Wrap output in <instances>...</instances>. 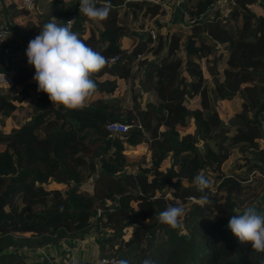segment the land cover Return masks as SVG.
I'll use <instances>...</instances> for the list:
<instances>
[{"label": "trees", "instance_id": "trees-1", "mask_svg": "<svg viewBox=\"0 0 264 264\" xmlns=\"http://www.w3.org/2000/svg\"><path fill=\"white\" fill-rule=\"evenodd\" d=\"M0 1L6 20L0 70L14 69L13 85L0 86V264H45L27 262L24 249L90 232L99 257L138 264L146 258L155 264H264V253L222 228L235 208L264 207L258 201L264 191V143L259 141L264 142V0H185L186 28L160 22L165 9L147 0H99L97 6L111 5L102 22L80 13L79 0H35L42 10L59 5L46 15ZM255 3L262 12L252 9ZM121 10L136 22L119 23ZM72 13V30L108 60L98 74V90L113 94L116 89L114 79H99L107 72L131 78L134 91L97 97L83 110L55 107L44 92L18 105L29 87L38 88L30 80L35 68L23 57L25 46L50 16L65 22ZM22 14L28 20L19 27L14 19ZM157 24L164 31H158L153 57L141 62L139 74L133 62L151 48L149 29ZM138 30L146 32L137 35ZM195 97L198 101L188 105ZM223 100L238 103L227 121L217 107ZM112 120L130 128L112 132L107 129ZM193 123L194 131H186ZM142 142L148 156L127 152ZM234 148L244 162L228 171L223 164ZM197 174L210 180L211 190H197ZM91 179L90 192L82 184ZM51 181L65 186L49 187ZM204 194L211 203L201 206ZM177 201L186 208L183 219L190 221L188 237L158 219ZM159 232L163 239L156 241Z\"/></svg>", "mask_w": 264, "mask_h": 264}, {"label": "clouds", "instance_id": "clouds-1", "mask_svg": "<svg viewBox=\"0 0 264 264\" xmlns=\"http://www.w3.org/2000/svg\"><path fill=\"white\" fill-rule=\"evenodd\" d=\"M98 3L99 0H79V12L94 22L105 21L111 5L102 3L97 6ZM73 22L68 20L66 26L54 21L45 23L39 34L29 41L26 55L28 64L35 68L33 79L38 84L37 91L46 93L55 107L83 110L97 93V77L108 65V60L72 30ZM194 184L201 193L212 187L204 174H197ZM199 202L201 206L211 203L209 195H202ZM185 214V206L177 201L160 212L158 219L171 229L182 232ZM228 228L241 244L264 253V209L248 206L237 211L231 216ZM119 264L129 262L120 260ZM142 264H155V261L146 258Z\"/></svg>", "mask_w": 264, "mask_h": 264}, {"label": "crops", "instance_id": "crops-1", "mask_svg": "<svg viewBox=\"0 0 264 264\" xmlns=\"http://www.w3.org/2000/svg\"><path fill=\"white\" fill-rule=\"evenodd\" d=\"M65 1H68V0H65ZM184 2L185 0H180L178 3L174 5V10L171 11L170 13L171 14L170 17L172 19L170 22L173 21L175 23L184 24L181 22V21H184L185 23H187V16L183 10ZM4 3L5 4L12 3L16 5L17 7H20V5L18 4V0H5ZM221 4H223V0ZM35 5H36L35 8L30 11L37 12L39 10L36 2H35ZM58 6L59 5L52 6V9ZM259 12H262V8H261V11ZM205 14L207 15V13ZM118 16H119V13H118ZM200 17L201 16H199L197 19L202 21L204 17L202 19H199ZM27 19H28V15L22 14V15L17 16L14 19V22L19 27H23L25 26ZM4 21H5V16L1 17V20H0L1 28L2 27L4 28V26L6 25V22ZM50 21H54L58 25L64 26V21L59 16L52 17L49 20V22ZM159 21L163 23H167V24L170 23L169 21L165 19V17L161 18ZM118 22L122 23L120 22V20H118ZM157 28H159L158 24H157ZM145 32H146L145 30H139L137 32V35H141V33L145 34ZM88 34H89V28L86 30L85 36H87ZM27 46L28 45L25 46L26 49H27ZM26 49L24 51L23 57L24 55H26ZM34 75L35 74L32 75V78L30 79L31 81H35L33 79ZM99 79L100 80L114 79L117 83V87L114 90L113 94L98 90L95 96L92 97L88 102H90L92 99H95L97 97L108 98L111 95H121L122 93H125V92H127L128 95H130L131 93V89H130L131 78L125 79V78L117 77L116 75L106 72L102 76H100ZM16 88L20 89V86H16ZM28 91H29V96L24 98L20 102H16L18 105H22V106L26 105L27 102L32 97H35L39 94V91H37V87H29ZM10 128L11 126L5 127L6 130ZM137 146H140V144L136 145L135 147ZM135 147H129L130 148L129 150L131 151L129 152V150H127V152L130 154L143 153V151L137 152L138 150L134 149ZM145 155L148 156L149 151L148 153L146 152ZM89 181H92V179ZM85 183L86 184L88 183V187L87 185L84 186ZM85 183L82 184V188L91 192L93 189V183H89L88 181ZM51 184H53L52 187H56V188H62L65 186L63 183H57L55 181H51L49 184V187L51 186ZM24 254H25V260L27 262L38 260L45 264H100V257L98 255V245L95 242L93 235H91L90 233L86 234L84 238H72V239L62 238L57 243H50V244H47L45 246L38 247V248H27V249H24Z\"/></svg>", "mask_w": 264, "mask_h": 264}, {"label": "built area", "instance_id": "built-area-1", "mask_svg": "<svg viewBox=\"0 0 264 264\" xmlns=\"http://www.w3.org/2000/svg\"><path fill=\"white\" fill-rule=\"evenodd\" d=\"M147 1L158 4L161 7H163V9H165V12L162 15H160L159 17H160V19L165 17V19L168 20L171 16L170 13L172 11V5H175L180 0H147ZM18 4L21 7H24L28 10H33L36 6L35 0H18ZM70 19L75 21L76 13H72L65 20V22H64L65 26L67 24V21ZM149 20H150V18L147 17L146 21L148 22ZM149 32H150L151 37H152L151 48L146 52L138 53L134 62H133V65H132V68L136 69L138 71L143 70V66L141 64L142 61L147 60V59H151L153 57V46L157 42V35H158L157 25H156V27L149 29ZM2 40H3V28H0V42ZM118 57H119L118 54L111 56L109 58V63L115 62ZM12 84H13L12 72L0 70V86L10 87V86H12ZM129 128H130V124L128 122L123 121V120H112V121H109L107 124V129L112 131V132L123 133V132L128 131ZM189 199L191 201H199V199H196L192 195L189 196ZM120 260H122V259L119 257H114V256H112V257H100V264H119ZM129 264H138V263L129 262Z\"/></svg>", "mask_w": 264, "mask_h": 264}, {"label": "rangeland", "instance_id": "rangeland-1", "mask_svg": "<svg viewBox=\"0 0 264 264\" xmlns=\"http://www.w3.org/2000/svg\"><path fill=\"white\" fill-rule=\"evenodd\" d=\"M4 7V4L2 3V1H0V20H1V17H3V16H5V9L3 8ZM251 7H252V9L254 10V11H256V12H259V11H261V7H260V5L257 3H255V4H252L251 5ZM52 9V7L51 8H45V9H39L37 12L39 13L40 12V15H46V14H48V12L50 11ZM123 11L124 10H121L120 12H119V16H118V20H120V22H125V23H127V24H129V25H131V24H133V22L135 23L136 22V20L134 21L133 20V15L131 14V13H129L127 16L123 13ZM37 13V14H38ZM205 13H207V14H209L210 12L209 11H207V12H205ZM202 14L201 15V17L199 18V19H202L203 17H205V15L206 14ZM53 16H50V18L49 19H51ZM28 20V19H27ZM172 19H171V17L167 20V21H171ZM4 22H6V20L4 21ZM173 22V21H172ZM182 23H184V24H186V25H180V26H182V27H184V26H187V25H189L188 23H185L184 21H181ZM155 23H157V22H155ZM167 24V23H166ZM180 24V23H179ZM5 27V26H4ZM1 28V27H0ZM3 28V27H2ZM184 28H186V27H184ZM158 29V31H160V30H163V29H160V27L159 28H157ZM139 31V30H138ZM137 31V32H138ZM224 61L222 60V62H220L219 63V67H220V69L222 68V66L224 65ZM10 71L11 72H13L14 70H13V68L12 69H10ZM139 74H142L143 73V71H139L138 72ZM141 76V75H140ZM132 90L134 91V88H131V93H132ZM187 101H188V105H194L195 104V102H197L198 101V97H195V98H189V99H187ZM237 101H239V100H237ZM238 105V103L235 105V106H233V103L232 102H230V101H219L218 102V104H217V107H218V111H219V115H220V117L224 120V121H227L228 120V118L230 117V116H232L233 115V113H234V111H235V108H236V106ZM194 129H195V124L193 123V124H191L189 127H187V128H185V130L186 131H191V132H193L194 131ZM9 130V129H8ZM260 141V143H264L261 139L259 140ZM198 145L200 146V147H202V142L201 141H199L198 142ZM3 146L2 145H0V148H2ZM134 149H137L136 151L137 152H142L143 151V153H148V144H147V142H142L141 144H140V146H137V147H135ZM127 150H129V149H127ZM131 150H129V152H130ZM241 154H240V152H238V150L237 149H233L232 150V152H231V154H230V156H229V158L224 162V164H223V167H224V169L225 170H230V168H231V166H237V163H243L244 162V158H242V160H239V159H241L240 156ZM138 156V158H140V159H142L143 157H145V155H143V154H138L137 155ZM243 161V162H242ZM169 162H170V160H169V158H168V160L166 161V164H163V168L165 169V168H167L168 166H169ZM89 183H92L93 182V180L92 181H88ZM85 185H87V187H88V183L86 184H84V186ZM53 186V184H51V186L50 187H52ZM170 192V191H169ZM169 194V196H170V193H168ZM259 201V200H258ZM260 202V201H259ZM262 203V202H261ZM256 204V203H255ZM192 220V219H191ZM189 222L190 221H186V220H184L183 219V225H184V227H183V232H185V233H188V231H189ZM90 234H91V232H90ZM163 239V235H162V233L161 232H159L158 233V235H157V238H156V241H160V240H162ZM154 246H156V245H154ZM150 251V250H149ZM148 251V252H149Z\"/></svg>", "mask_w": 264, "mask_h": 264}, {"label": "water", "instance_id": "water-1", "mask_svg": "<svg viewBox=\"0 0 264 264\" xmlns=\"http://www.w3.org/2000/svg\"><path fill=\"white\" fill-rule=\"evenodd\" d=\"M169 33H170V31H167L166 32V35H165V39H166V44H165V46H167V44H168V39H169ZM166 50V48L164 49V51ZM258 200L260 201V202H262V203H264V191L259 195V198H258ZM248 206H256V207H259L257 204H250V205H248ZM248 206H246V207H248ZM245 208V207H244ZM259 208H262V209H264V207H259ZM243 208H235V211L237 212V211H241ZM229 220L230 219H228V220H226L223 224H222V228H224V229H229L228 228V223H229ZM179 233H181V234H183L185 237H188L189 236V234L188 233H185V232H179Z\"/></svg>", "mask_w": 264, "mask_h": 264}]
</instances>
